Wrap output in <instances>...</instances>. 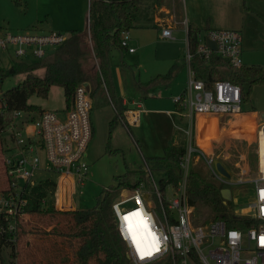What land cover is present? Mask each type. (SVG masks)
Here are the masks:
<instances>
[{
    "label": "built area",
    "instance_id": "2783aa9c",
    "mask_svg": "<svg viewBox=\"0 0 264 264\" xmlns=\"http://www.w3.org/2000/svg\"><path fill=\"white\" fill-rule=\"evenodd\" d=\"M66 37L62 34L42 36L35 32H26L24 35L1 32L0 52L23 58L28 53L23 49L26 45L35 48L33 54L37 58H43L47 54L46 46L59 45ZM162 37L172 39V30H163ZM208 37L216 43L217 51L209 48L205 39L201 38L197 54L206 62L217 54L233 68L244 65L243 37L240 31L214 29L208 33ZM121 41L127 51L135 52L130 47L128 31L123 33ZM11 47L19 49L11 52ZM191 59L192 55L188 50V88L175 100L191 124L189 149L180 163L182 179L177 187L168 185L163 191L160 182L150 172V180L147 182L150 189H145V183H141L130 191L127 198L113 202L116 230L126 244L129 264H264V243H261V238L264 237V124L256 132L257 166L253 176L245 170L247 175L232 174L231 179L223 177L212 164V160L217 157L210 156L195 145V130L198 119L202 116L225 117L241 114L242 90L240 86L226 80L207 85L191 68ZM101 77L103 79L102 75ZM103 86L106 89L104 79ZM93 104L91 86L86 82L76 88L72 106L68 109L65 107L62 112L44 111L35 118L22 112L15 114V121L9 130L11 146L8 151L11 154L4 160L7 186L0 190V216L7 220L26 216L22 211L25 201L20 193L25 185L37 182L35 176L40 172L52 173L57 177L58 192H68L72 187V194L76 186H85L89 171L86 162L87 148L94 135ZM111 106L118 114L112 100ZM19 118L23 120L18 123L16 120ZM139 122L138 112L127 110L124 113L123 123L129 131ZM193 154H197V162L203 160L208 165L211 176L223 189L230 188L232 192V187L246 188L241 192V197H246L247 206H240L238 199L233 198V192L229 202H233L236 216L253 221L251 226L242 230L229 227L224 220L195 223V209L190 206L187 198V178ZM18 180L24 181L23 186L19 185ZM71 182L69 187L68 183ZM248 186H252L253 190H247ZM168 189L176 192L173 199L167 200ZM151 194L156 199V204L152 203ZM131 203V207L127 206ZM69 204L73 206L71 200ZM136 212L141 214V218L149 226L151 235L147 233L146 238L140 242L145 250L152 251L150 256L141 257L127 230L124 217ZM14 227V223H11L10 229ZM153 237L158 251L151 247Z\"/></svg>",
    "mask_w": 264,
    "mask_h": 264
},
{
    "label": "rangeland",
    "instance_id": "374dc122",
    "mask_svg": "<svg viewBox=\"0 0 264 264\" xmlns=\"http://www.w3.org/2000/svg\"><path fill=\"white\" fill-rule=\"evenodd\" d=\"M163 1L164 6L169 3L172 8L174 7V10L169 8L173 15L169 19L171 26L168 25V27L172 28L176 25L175 22L181 19L174 15L177 6V11H180L181 0ZM89 7V0H0V33L24 35L26 32H35L42 36H52L53 34L66 36L67 32L71 30L85 31L88 24ZM169 10L165 12L166 15L171 14ZM251 26L256 27L258 25L251 23ZM239 27L240 25L237 26V29ZM253 32L246 29L241 33L244 38L243 62L245 66H258L264 69V49H251L252 42L259 41L253 38ZM161 34L160 30L154 28L132 29L129 32L131 38L129 43L132 48L136 49V53L130 54L125 48L122 51L114 49L110 52L109 60L114 84L118 81V72H122L125 82L124 88L128 91L134 81L148 83L153 77L159 74H167L170 70H173L174 77L167 88H162L155 95L149 96L140 93L134 95L135 93L132 92V96L141 99L144 115L141 120L142 123L131 127L130 131L122 123H112L115 113L111 104L94 109L92 115L94 135L88 145L86 157V162L89 165L88 180L84 187L76 186L72 194L68 190V192L66 190L58 192L57 187L54 193L56 210L94 209L98 200L104 198L108 190H114L118 187L117 178L130 170H135V174L143 177V181L147 180V182L150 180L149 174L151 172L153 178L159 182L162 173L154 170L152 159L163 157L166 150L165 145L160 141V136H158L160 131L152 126V121L148 119L154 110L163 113L161 114L163 115L162 123L164 125L170 123L174 129L173 133L176 131L189 132V134H185V143L188 147L185 148L186 150L189 149L191 124L189 118L181 117L175 102L188 88L189 77L186 56L189 46L187 34L185 29L175 30L172 39H165ZM17 49L19 48L11 47V52ZM23 49L28 51L23 58L12 53L0 52V65L8 68L10 63L15 61L42 64L55 55L57 45L46 46L47 54L43 58H37L33 54L34 47L30 48L25 45ZM91 65L94 66L93 71H96L95 60L92 61ZM34 74L44 77V69L40 68ZM26 77V74H18L6 78L1 90L5 92L17 86ZM118 85L121 89L120 83ZM243 88L242 113L225 117H200L196 126L197 130H195V145L204 149L210 156L224 157V164L235 176L247 175L245 170H248L250 176H253L257 166L255 160L256 132L258 127L264 124V83H257L251 88L244 84ZM29 102L44 111L62 112L66 107L64 92L59 86H54L51 89L48 98L32 96ZM168 112L171 114H167ZM21 120L23 118L17 119L16 122L19 123ZM10 146L9 131L0 130V190L7 186L4 160L11 154L8 151ZM196 156L197 154L192 155L189 173L195 170L211 183H218L216 179L211 178L208 165L203 160L197 162ZM50 174L52 173L40 172L35 176V180L38 182L46 177H51L57 181V177ZM18 183L23 186L24 181L18 180ZM245 189V187H232L233 198L238 199V204L243 207L247 206L246 197H241V192ZM247 190L252 191V186H248ZM175 193V191L168 189L166 191L167 200L173 199ZM129 195L130 192L128 193L127 190L123 196L118 194L114 201L127 198ZM72 198L75 208L74 205L69 204ZM151 200L153 204H156V199L152 194ZM131 205L132 203L127 206L131 207ZM196 214L197 210L195 211V223L206 224L211 221L207 216L203 218L199 216V219L198 214ZM59 219L53 218L48 222L47 219L36 215H26L23 217V222L27 229H34L38 224H41L40 226L43 228L50 229L51 226L58 223ZM47 236L49 235H43V237L28 236L20 246L17 259L19 264H29L26 259L27 261H29L28 259L32 260L31 262L35 264L39 254H41L39 250L43 247V243L48 244V248L50 244L52 245L51 252L47 255L50 264H60L62 259L59 257L56 261H52L53 257L56 256L55 245H58V241L56 243L51 242V240L60 239ZM45 240L49 242L46 243ZM30 243L32 246L27 249ZM34 252H36V256H32ZM36 264L40 263L36 261Z\"/></svg>",
    "mask_w": 264,
    "mask_h": 264
},
{
    "label": "trees",
    "instance_id": "16d2710c",
    "mask_svg": "<svg viewBox=\"0 0 264 264\" xmlns=\"http://www.w3.org/2000/svg\"><path fill=\"white\" fill-rule=\"evenodd\" d=\"M161 6V0H90L88 36L79 30L69 31L66 40L57 45L54 57L45 63L15 61L11 62L8 68L0 66V130L9 131L18 112L26 113L32 118L44 112L29 101L32 96L48 98L54 86L63 89L66 108H70L76 88L86 82L91 86L93 108L111 104L112 100L118 111L112 123H123L124 108L111 86L109 54L114 49H124L121 44L124 32L135 28L159 29L160 22L155 19L164 17L163 13L159 12ZM254 34L255 32L252 35ZM187 36L189 53L192 55L191 68L207 85L220 80L230 81L241 87L244 100V84L251 88L257 83H264L262 67L243 65L236 69L217 54L206 62L197 54L200 45L199 29L189 26ZM257 42L253 41L252 44H255L257 49H264V41ZM94 60L96 71H93L94 66L91 65ZM40 68L45 69L44 77L34 74ZM18 74H26L27 77L17 86L3 92L1 88L4 80ZM101 75L107 90L103 86ZM173 77V70H170L167 74L153 78L150 84H168ZM177 106L181 108L180 105ZM186 152L185 145H176L171 141L163 157L152 159L154 170L164 174L160 181L163 191L168 185L178 186L183 173L180 163ZM136 175L135 171L130 170L118 177V187L108 191L104 198L98 200L97 206L90 210H56L54 193L57 181L51 177L25 185L20 193V197L25 201L22 208L24 214L36 215L47 219L48 222L53 218L60 219L50 229L41 227V224L34 229H27L22 216L8 220L0 216V264H19L17 259L20 246L30 235H49L60 239L51 240L52 243L58 241V245H55L56 256L52 261L59 257L62 259L60 264H129L126 244L116 230L112 204L124 189H135L141 184L143 177ZM222 189L221 184L211 183L195 170L191 171L187 178V198L190 206L197 210L198 217L207 216L211 221L224 220L229 227L247 229L253 221L234 214L232 203L222 196ZM11 223H14V229H10ZM42 245L39 250L41 254L36 261L40 264H50L47 255L51 252L52 245L50 244L49 248L48 244ZM31 246L30 243L27 249ZM32 256H36V252ZM28 260L26 259L27 263H32V260Z\"/></svg>",
    "mask_w": 264,
    "mask_h": 264
},
{
    "label": "crops",
    "instance_id": "0c3cea01",
    "mask_svg": "<svg viewBox=\"0 0 264 264\" xmlns=\"http://www.w3.org/2000/svg\"><path fill=\"white\" fill-rule=\"evenodd\" d=\"M161 1H162V6L159 12H162L164 17H162V19H160L159 17H156L155 19L156 22H160V26L158 30L163 32V30L165 29H171L173 38H174L175 30L185 29L186 34H187L189 26H193L199 29L200 39L201 38L205 39L208 36V33L214 29L238 30L241 33L247 29L249 32L251 30H254L255 32V34L253 35L254 39H258L259 41H264V0H181L180 1L181 7H179L180 11H177L178 10V6H177V8H175V13H174V15L177 18L180 17L181 19L176 21L175 22L176 25H174L172 28L168 27L169 19L172 18V15H173L171 10H169V8L174 10V7L172 8L169 3H166L165 4L166 6H164V1L163 0ZM89 6H90V0H89ZM168 10L171 12V14L166 15L165 12ZM249 20L250 21L252 20V21L249 22ZM87 22L88 24L86 26L85 31L88 30V27H89V13H88ZM251 23L255 25L257 24L258 26L252 27ZM239 25L241 29L240 27L237 29V26ZM85 31H82V32L85 33ZM187 42H188V36H187ZM243 42H244V38H243ZM247 49L249 48L247 47ZM251 49L252 50L257 49L256 45L252 44ZM127 52L130 53L129 51ZM243 52H244V49H243ZM135 53H136V49L134 53H130V54H135ZM242 58H243V54H242ZM44 73H45V69H44ZM122 74H123L122 72H118L119 78H118V81H116V84H114L113 76L111 74L112 90L116 98H118V101L122 102V105L124 108L123 115L127 110H134V112H138L140 114V122L138 124H141L142 123L141 120L144 115L143 114L144 106H143L141 99H138L135 96L131 95L132 92L135 93L134 95H136V93H140L143 95L152 96V95H155L162 88H167L170 85L172 80L168 84H165V83L150 84V81L155 77H153L148 83H141V82L134 81L133 84H131L130 82L131 89H129L128 91V89L124 88L125 82L123 81ZM159 75H162V74H159ZM118 83H120L121 89L119 88ZM95 108L96 106H94L93 111ZM177 110L178 112H180L181 117H184V111L181 108L179 109V106H177ZM93 111H92V115H93ZM113 111L116 117L117 114L114 109ZM161 114L163 113L162 112L160 113L159 111L154 110L152 111V116H149L148 119L152 121L151 123L152 126H154L160 131L158 136H160L161 138L160 141L165 145V150L169 146L171 141H174L176 145H185V147L188 148L185 143L186 142L185 134H188V132L176 131L173 133L174 129L170 123H168L167 125H164L162 123L163 115ZM167 114L170 115L171 113L168 112ZM115 117L113 118V120L115 119ZM131 171H135V170H131ZM136 177H138V175H136ZM163 177H164V174L162 173L161 179H163ZM161 179L159 180V182L161 181ZM141 183H145V189L146 188L150 189V186L148 185L147 180L143 181L142 179ZM68 185L69 187H71L72 182L68 183ZM72 190L73 189L71 187L69 191L72 192ZM127 190L129 193L132 189H124L120 193V196H123L124 192L126 193ZM71 202L73 203L74 208H75L73 198L71 199Z\"/></svg>",
    "mask_w": 264,
    "mask_h": 264
},
{
    "label": "snow or ice",
    "instance_id": "6c2138e0",
    "mask_svg": "<svg viewBox=\"0 0 264 264\" xmlns=\"http://www.w3.org/2000/svg\"><path fill=\"white\" fill-rule=\"evenodd\" d=\"M134 218H138V219H134ZM124 220L127 222V230L130 233L131 238H132L133 242L135 243L137 251L139 252L141 257L150 256L152 254V251L151 250H145V248H143L141 246V242L138 239V235H137L138 230H140V229H142L146 232L149 231V226H148L147 222L141 218V214L139 212L133 213L130 216H125ZM149 235H151L150 232H149ZM261 243H264V237L261 238ZM151 247L154 250L158 251V248L155 246V237H153V244Z\"/></svg>",
    "mask_w": 264,
    "mask_h": 264
},
{
    "label": "water",
    "instance_id": "95a60500",
    "mask_svg": "<svg viewBox=\"0 0 264 264\" xmlns=\"http://www.w3.org/2000/svg\"><path fill=\"white\" fill-rule=\"evenodd\" d=\"M89 29L85 31V34L88 36L89 35ZM206 45L211 48L213 51H217V46L214 41L210 39V37L205 38ZM212 164L214 168L225 178L231 179L232 174L228 171L227 166L224 164V157L222 158H214L212 160ZM222 196L224 199L227 201L232 200V192L230 188H224L222 189Z\"/></svg>",
    "mask_w": 264,
    "mask_h": 264
},
{
    "label": "bare ground",
    "instance_id": "6f19581e",
    "mask_svg": "<svg viewBox=\"0 0 264 264\" xmlns=\"http://www.w3.org/2000/svg\"><path fill=\"white\" fill-rule=\"evenodd\" d=\"M229 171V170H228ZM230 172V171H229ZM231 173V172H230ZM232 174V173H231ZM238 175V174H237ZM135 219V218H134ZM147 233H149V231H144V230H142V229H140V230H138V233H137V235H138V239L139 240H142V239H145L146 238V234Z\"/></svg>",
    "mask_w": 264,
    "mask_h": 264
}]
</instances>
